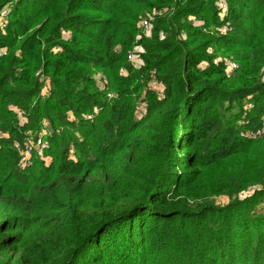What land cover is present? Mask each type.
Instances as JSON below:
<instances>
[{"label":"trees","instance_id":"obj_1","mask_svg":"<svg viewBox=\"0 0 264 264\" xmlns=\"http://www.w3.org/2000/svg\"><path fill=\"white\" fill-rule=\"evenodd\" d=\"M199 1L0 0L10 9L0 30V264H264V0H214L228 7L219 42L238 64L233 77L211 63L206 41L183 38L192 11L217 17ZM163 10L147 36L143 16ZM153 78L163 98L148 90L137 121ZM237 97L262 123L254 139L229 131L218 109ZM43 127L46 146L25 158ZM219 164L228 195L262 191L195 206L206 186H192Z\"/></svg>","mask_w":264,"mask_h":264},{"label":"rangeland","instance_id":"obj_2","mask_svg":"<svg viewBox=\"0 0 264 264\" xmlns=\"http://www.w3.org/2000/svg\"><path fill=\"white\" fill-rule=\"evenodd\" d=\"M17 1L19 0H14V3L16 4ZM205 1L206 0H200L198 5L199 7H201V5L203 7L204 5H207L209 7H212L216 11L217 17L215 18L214 23L210 24L208 22L202 21L201 19H203V16L199 15L198 10L192 11L190 13L192 15L189 14V16H187L183 20L182 24L186 27V32H183V38L186 40L188 39V35L193 33L199 37V40L206 41L208 46L206 53H207V57L211 60V63L214 64L223 63L227 75L229 77H233L235 76V71L238 69V64L235 61L234 57L231 56V54L227 52L225 54L223 49L222 52L220 51V48L223 47L224 44L222 42H219L222 39V37L228 36L230 32L229 24L226 23L227 21L225 19V15L227 14V9H228L227 4L226 2H222V3L217 2V4L214 5V0H209L207 3ZM167 13L168 10H163L155 13L150 12L149 14L143 16L142 23L144 21H147L148 24L150 25L149 30L145 32L147 33L146 34L147 36H151L152 34L153 26H151V23H154L156 19L164 18V16L167 15ZM210 18H212V16H210ZM56 49L57 48H55L54 50L56 51ZM142 52L143 51L140 48H135L130 53V55H132L133 58L132 60L128 58V61L135 68L139 67V65H142V63L140 62V56L142 55L141 54ZM0 53H6L3 56L7 55V51L5 50H0ZM122 73L126 74V72L123 71ZM38 74L37 76L40 77V75ZM91 77H93V79L98 83V86L106 85L105 81L102 82L103 79L102 72H96V71L92 72ZM41 79L44 83L42 89L43 90L42 96L44 97L46 96L45 94L50 90L51 86L49 79H45L42 77ZM148 90H151L154 93H156L158 95L157 97L160 100L163 98L164 88L160 84H158V82L153 78L147 84L145 92H142L140 94L139 97L141 98L137 99V105L134 116L137 121L141 120L146 114L147 111L146 93L148 92ZM108 99L111 100L112 98L109 97L108 95ZM217 103L220 104L218 109L223 110L224 114L226 115L225 126L229 131L234 129L235 134L239 132L244 138L247 139L256 138V134L254 132L257 131L258 128L262 126V123L258 122V120L255 119L252 114L254 104L250 102V98L242 99L241 97H237V98H228L225 100L218 99ZM208 105L212 106L214 105V103L209 102ZM231 107H233L234 109L233 112L231 114H227L226 110ZM14 110L18 112L17 108H14ZM238 124L240 127H238ZM46 125L48 124L46 123L45 126ZM263 126H264V120H263ZM42 129H44V127ZM205 173L207 177L203 180V175ZM203 175L192 186V191H196L197 187L200 186L201 184L206 186V190L200 192L201 197L193 200V204L195 206L209 203L219 208H222L231 205V203L233 202H244L247 200H253L255 198V195L259 194V192L262 191L261 186L256 185L249 187L244 191H240L235 195H228L225 190H222L226 175L223 173L222 165L220 164L218 166L213 165L211 167L203 168ZM256 214L264 216V202L259 203V205L256 208Z\"/></svg>","mask_w":264,"mask_h":264},{"label":"built area","instance_id":"obj_3","mask_svg":"<svg viewBox=\"0 0 264 264\" xmlns=\"http://www.w3.org/2000/svg\"><path fill=\"white\" fill-rule=\"evenodd\" d=\"M9 12H10L9 8H5L4 10H2L0 12V30L1 31L5 30L7 28ZM149 27H150V25L148 24L147 21H144L142 23V30L144 32L148 31ZM5 54L6 53H0V57H2ZM132 58H133V56L130 55L129 59L132 60ZM109 97L112 98L113 95H109ZM87 119L91 120L92 116H88ZM49 135H50V132L46 129H42V131L35 136L32 135L27 142L23 156L25 154V158H30L33 155V152L35 150H39V149L44 148L46 146L45 137H47Z\"/></svg>","mask_w":264,"mask_h":264}]
</instances>
